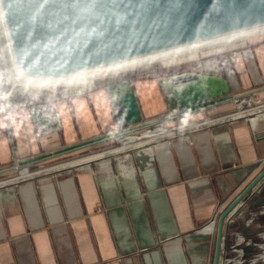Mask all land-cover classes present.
I'll return each instance as SVG.
<instances>
[{"label":"crops","instance_id":"1","mask_svg":"<svg viewBox=\"0 0 264 264\" xmlns=\"http://www.w3.org/2000/svg\"><path fill=\"white\" fill-rule=\"evenodd\" d=\"M191 71L225 79L230 100L114 137L124 143L120 150L72 162L56 178L41 180L29 168L104 142L70 149L100 135L88 92L51 95L62 125L37 127L31 113L45 101L14 91L0 74V179L9 180L0 185H7L0 189V264H213L216 213L264 159V139L254 138L264 114L255 124L211 117L247 92L264 100V38ZM135 84L144 120L169 113L157 79ZM150 129L154 136L142 135ZM235 213L223 226L220 264L247 263L261 252L244 241L263 243L264 221L246 226L247 210ZM235 245L238 255L230 250ZM254 264H264V256Z\"/></svg>","mask_w":264,"mask_h":264},{"label":"water","instance_id":"2","mask_svg":"<svg viewBox=\"0 0 264 264\" xmlns=\"http://www.w3.org/2000/svg\"><path fill=\"white\" fill-rule=\"evenodd\" d=\"M1 1L18 63L23 70L37 76L67 74L127 53L264 20V0ZM231 7L236 10L234 18ZM210 22L217 26L209 28ZM157 83L169 113L148 120L140 113L137 85L131 81L105 82L98 90L88 92L86 97L100 135L70 149L114 139L169 120L173 113H192L232 97L228 83L216 74L185 71L160 77ZM31 115L37 127L62 125L56 103L33 109ZM254 138L264 139V128ZM263 177L264 167L219 210L213 264H220L225 222Z\"/></svg>","mask_w":264,"mask_h":264},{"label":"bare ground","instance_id":"3","mask_svg":"<svg viewBox=\"0 0 264 264\" xmlns=\"http://www.w3.org/2000/svg\"><path fill=\"white\" fill-rule=\"evenodd\" d=\"M261 36H264V20L243 26L242 28L213 31V33L185 40L184 42L170 43V45L156 46L155 48L127 53L126 55L111 58L110 60L97 62L96 64L90 66H84L81 69L68 72L67 74L52 76L40 74L37 76L23 70L18 63L14 52V46L11 42L6 15L4 14L2 1L0 0L1 63L5 71L10 74L9 76L16 81L18 86L23 87L28 91L29 98L32 100H38L42 95L41 92H39L40 94L32 95L33 91L39 87L46 89L54 87L57 88V86L59 88L70 86L74 92L77 91L74 95H81L83 92H89L91 89L93 90L95 86L92 84L97 82V80L104 79L112 75L127 76L128 73H124L128 71L136 72L141 69L152 72L155 70L153 67L156 63L181 58L187 54L193 55L199 52L203 53L207 50L214 51L219 48H228L229 46L243 43V41L246 40H258ZM55 94L58 95V92ZM50 96L51 95H48L47 97V100L49 101L51 99ZM5 108H8L6 104ZM259 119L253 118L250 119V121L255 124ZM161 122L162 121L157 122V124ZM157 124L152 126H156ZM149 127L150 126H146L144 128ZM124 135L126 136L127 134ZM121 136H117V138H121Z\"/></svg>","mask_w":264,"mask_h":264},{"label":"rangeland","instance_id":"4","mask_svg":"<svg viewBox=\"0 0 264 264\" xmlns=\"http://www.w3.org/2000/svg\"><path fill=\"white\" fill-rule=\"evenodd\" d=\"M231 12L233 15V18L236 17V10H234L231 7ZM260 15H262V13H259ZM253 19V18H251ZM244 20V19H243ZM250 20V18H249ZM235 21H237V23L240 25L241 22H239L237 20V18L235 19ZM245 21V20H244ZM211 23V22H210ZM228 24H224L223 26H227ZM217 26L216 23H211L209 28H213ZM220 26V25H218ZM229 26H235L233 24L229 25ZM264 38V36H261L259 39ZM256 39H251V40H246L243 41V43H239V44H235L233 46H229L228 48H219L216 49L214 51H205L203 53L199 52V53H195L193 55L191 54H187L184 57L181 58H175V59H170V60H166L160 63H156V65H154L152 72H150L149 70H145V69H141L138 70L136 72L134 71H128L124 74L128 73V77L127 76H116V75H112L110 77L104 78V79H100L97 80V82L93 83L92 85L95 87H101L103 86L102 83H104L105 81L112 83L118 80H128L131 81L132 83H135L137 80H153V79H158L160 77H170L173 74H178V73H184L185 71H191L194 69H197L199 63L203 62L204 60H209V59H213L214 57H217L224 54V52L227 53V51L231 50L234 47H239L243 46V44H248L250 42L255 41ZM198 55V56H197ZM227 55V54H225ZM204 66H205V62H204ZM0 74H5L8 78V81L11 85V87L14 89V91H20V92H24L26 91L28 93L27 90H25V88L18 86V84L16 83V81H14L8 74L4 67L2 66L1 63V59H0ZM124 77V78H123ZM104 80V81H103ZM97 85V86H96ZM98 87V88H99ZM72 88L70 86L68 87H54V88H46V89H42V88H38L35 89L32 93V95L35 94H40L39 92L42 93V95L39 97V101H45L47 98V95H54L55 93L58 92V95L55 94L54 97H68L71 95H74L75 93H77V91H71ZM92 90V89H91ZM98 90V89H96ZM11 91L10 94H12ZM86 93V92H83ZM81 93V95L83 94ZM10 94L6 96H9ZM29 96V94H28ZM55 103V102H54ZM264 108V100L259 99L257 96H254L252 92H247L244 93V95L239 96L234 102H232V104L230 103V105L226 108L225 111H221L220 113H216V115H214L213 117H211L212 121L213 120H223V121H227V124L230 122H235V121H244L245 119L249 120V119H253L257 116H259L260 114H264V111H261V109ZM169 112V111H168ZM258 112V113H257ZM167 115V114H166ZM215 120V121H216ZM166 126L171 125V122L166 123ZM170 128V126L168 127ZM151 130V129H150ZM164 130L161 129V132H163ZM154 132L148 131L146 130V132H144V134H142L143 136H154ZM140 134H137V136H139ZM131 136H134L133 134ZM124 143L118 142V141H113L112 140H108V141H104V142H100L99 145H95V146H88L85 147L84 150L79 151V152H74V153H70V155L64 156L62 158L59 159H55L49 162H45L41 165H39L38 167H31L28 170V174L29 175H33L35 176L37 179L35 180H41V179H48L54 176V178H56L60 172V168H65L66 166H69L72 162L76 163L79 162L81 160H84L86 157H90V156H94V155H99V153H104L106 154V156L108 157L110 153H113L115 150H120L121 147H123ZM264 160V159H263ZM263 160H261L258 165H257V170L256 172H258L259 170H262V168L264 167V162H262ZM16 163H18V161H15L13 163L12 166H14ZM52 170H58L55 174H50V172ZM13 172L11 173V175H15L20 176L18 174L17 170H12ZM255 172V173H256ZM254 173V174H255ZM251 180V179H250ZM248 180L247 183L250 181ZM5 181H9L7 180H2L0 179V185L5 184L7 182ZM21 181V180H18ZM247 183L245 186L242 187V189L244 187L247 186ZM16 185L18 184H14L12 185L10 188H14ZM6 187H1L0 189H6ZM240 192V191H239ZM238 192V193H239ZM237 195V194H236ZM235 195V196H236ZM250 208H248L247 210H249ZM248 216V214H247Z\"/></svg>","mask_w":264,"mask_h":264},{"label":"built area","instance_id":"5","mask_svg":"<svg viewBox=\"0 0 264 264\" xmlns=\"http://www.w3.org/2000/svg\"><path fill=\"white\" fill-rule=\"evenodd\" d=\"M96 89H98V88H93V90H96ZM47 99L45 100L44 103L41 102V103H39V105H36L35 109H39V108L43 109L51 103L54 104V102L49 101ZM262 162H264V160ZM18 164H19V161L12 168H14V167L16 168V166ZM249 206H251V207H249ZM239 207L242 209H246V210L248 208H250L249 210H247L248 216L246 217V226L252 225V224L259 222V221H264V177L261 179L259 184L249 194H247L246 199L241 203V205ZM218 212L216 213L217 214L216 218L219 215ZM235 215H236V213L234 211L233 216L228 218L227 222L228 223L232 222ZM262 237H263L262 238L263 243H258V242L254 243L250 239H248V241H244L246 246L251 245V244L257 245L261 252L253 255L252 259H250L249 262H247V263L242 261V264H254L256 262H260L263 260V256H264V233H263ZM230 250L233 253V255H238L241 252V249L238 248V246H236V245L234 247H232Z\"/></svg>","mask_w":264,"mask_h":264}]
</instances>
